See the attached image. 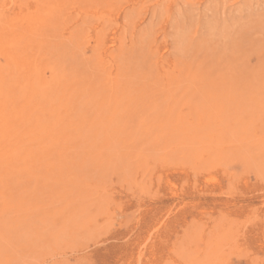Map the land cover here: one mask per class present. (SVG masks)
Instances as JSON below:
<instances>
[{"label": "rangeland", "instance_id": "obj_1", "mask_svg": "<svg viewBox=\"0 0 264 264\" xmlns=\"http://www.w3.org/2000/svg\"><path fill=\"white\" fill-rule=\"evenodd\" d=\"M0 264H264V0H0Z\"/></svg>", "mask_w": 264, "mask_h": 264}, {"label": "bare ground", "instance_id": "obj_2", "mask_svg": "<svg viewBox=\"0 0 264 264\" xmlns=\"http://www.w3.org/2000/svg\"><path fill=\"white\" fill-rule=\"evenodd\" d=\"M11 3V2H10ZM8 8V7H7ZM2 10V9H1ZM5 10V9H4ZM154 14V13H153ZM261 30V29H260ZM197 32V31H196ZM262 33V32H261ZM100 78V77H99ZM27 82V81H26ZM157 110V109H156ZM13 113V112H12ZM39 130L41 129V128H38ZM47 137V136H46ZM65 144V143H64ZM6 145V144H5ZM140 175V174H139ZM210 180V179H209ZM190 201V200H189ZM192 203V202H191ZM139 206V205H138ZM145 207V206H144ZM171 209V208H170ZM169 209V210H170ZM170 214V213H169ZM168 216V215H167ZM135 218V217H134ZM123 219V218H122ZM77 222V221H76ZM78 225V224H77ZM159 225H160V223H159ZM45 226V225H44ZM74 227V226H73ZM160 228V227H159ZM48 230V229H47ZM130 230V229H129ZM132 233V232H131ZM133 234V233H132ZM243 234V233H242ZM129 237V236H128ZM133 237V236H132ZM98 238V237H97ZM150 238V237H149ZM154 238V237H153ZM87 239V238H86ZM85 242V241H84ZM113 242H115V241H113ZM120 243V242H119ZM99 244V243H98ZM100 245V244H99ZM146 245V244H145ZM124 246V245H123ZM139 246V245H138ZM140 247V246H139ZM86 248V247H85ZM203 248V247H202ZM93 249V248H92ZM140 249V248H139ZM91 250V249H90ZM143 251V250H142ZM187 251V250H186ZM84 252V251H83ZM140 253V252H139ZM82 254V253H81ZM59 255V254H58ZM69 255V254H68ZM65 256V255H64ZM74 256V255H73ZM76 256V255H75ZM137 257V256H136ZM69 258V257H68ZM139 259V258H138ZM144 259H146V258H144ZM138 261V260H137ZM145 261V260H144ZM44 263V262H43Z\"/></svg>", "mask_w": 264, "mask_h": 264}]
</instances>
